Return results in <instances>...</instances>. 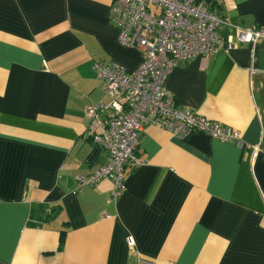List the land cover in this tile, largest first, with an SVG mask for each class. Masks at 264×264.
Instances as JSON below:
<instances>
[{"label":"crops","instance_id":"obj_1","mask_svg":"<svg viewBox=\"0 0 264 264\" xmlns=\"http://www.w3.org/2000/svg\"><path fill=\"white\" fill-rule=\"evenodd\" d=\"M114 1L0 0V264H264V158L250 148L150 122L143 163L127 169L116 202L109 178L73 192L110 160L86 113L109 101L94 61L130 71L142 61L119 42ZM202 1L264 27V0ZM235 46L180 63L165 87L255 144L264 141V45Z\"/></svg>","mask_w":264,"mask_h":264},{"label":"built area","instance_id":"obj_2","mask_svg":"<svg viewBox=\"0 0 264 264\" xmlns=\"http://www.w3.org/2000/svg\"><path fill=\"white\" fill-rule=\"evenodd\" d=\"M109 15L119 29V42L139 48L142 61L132 71L117 62L94 61L93 70L103 80L109 101L87 106L86 113L94 143L110 152V160L89 175H80L74 193L109 178L108 201L116 202L127 189V169L143 163L137 152L141 132L150 122L182 139L203 132L250 148L253 159L264 158L262 138L255 144L248 142L240 130L180 106L165 87L169 73L182 62L233 49L236 40L250 42L253 51L264 45L263 26L230 22L202 0H115ZM225 28L234 30L236 37L223 34ZM127 243L135 249L132 235Z\"/></svg>","mask_w":264,"mask_h":264},{"label":"trees","instance_id":"obj_3","mask_svg":"<svg viewBox=\"0 0 264 264\" xmlns=\"http://www.w3.org/2000/svg\"><path fill=\"white\" fill-rule=\"evenodd\" d=\"M64 232H65V231L63 230V231H62V236H61V237H63V236H64Z\"/></svg>","mask_w":264,"mask_h":264}]
</instances>
